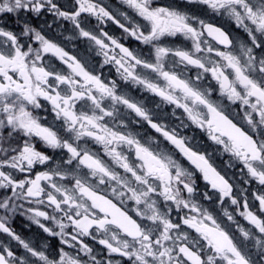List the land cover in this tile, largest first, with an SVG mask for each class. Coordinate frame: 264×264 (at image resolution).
<instances>
[{
  "label": "flooded vegetation",
  "instance_id": "af4514ba",
  "mask_svg": "<svg viewBox=\"0 0 264 264\" xmlns=\"http://www.w3.org/2000/svg\"><path fill=\"white\" fill-rule=\"evenodd\" d=\"M0 264H264V0H0Z\"/></svg>",
  "mask_w": 264,
  "mask_h": 264
}]
</instances>
